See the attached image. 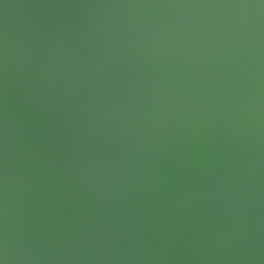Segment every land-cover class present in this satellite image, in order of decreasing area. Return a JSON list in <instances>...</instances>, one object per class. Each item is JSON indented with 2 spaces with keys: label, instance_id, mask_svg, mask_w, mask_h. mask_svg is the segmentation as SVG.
<instances>
[{
  "label": "water",
  "instance_id": "water-1",
  "mask_svg": "<svg viewBox=\"0 0 264 264\" xmlns=\"http://www.w3.org/2000/svg\"><path fill=\"white\" fill-rule=\"evenodd\" d=\"M0 264H264V0H0Z\"/></svg>",
  "mask_w": 264,
  "mask_h": 264
}]
</instances>
